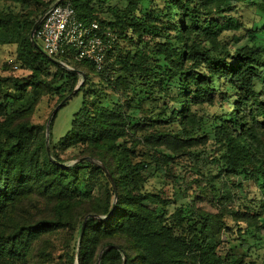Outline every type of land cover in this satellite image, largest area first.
Wrapping results in <instances>:
<instances>
[{
	"label": "trees",
	"instance_id": "16d2710c",
	"mask_svg": "<svg viewBox=\"0 0 264 264\" xmlns=\"http://www.w3.org/2000/svg\"><path fill=\"white\" fill-rule=\"evenodd\" d=\"M2 1L23 7L41 2ZM72 1L80 20H98L119 33L103 73L97 74L90 67L82 69L79 64L73 67L83 77L46 56L36 36L40 49L31 41L36 22H41L59 0L39 15L32 11L0 12V46L16 45L18 62L31 72L22 79L0 74V264H55L50 236L70 229L80 237L88 216L79 250L68 251L62 264H256L246 262L244 255L222 257L218 249L220 234L227 227L225 214L233 216L240 234L250 228L264 232V44L259 41L264 34V0H160L166 8L157 19L169 32L151 18L127 14L103 20L93 6L94 0ZM250 7L258 8L260 18L246 28L239 13ZM241 30L252 44L231 55L228 44L220 38ZM235 39L239 43L242 37ZM135 40L139 51L125 53L123 44L132 45ZM51 68L56 71L48 80L43 74ZM90 74L105 79L115 91L126 92L132 88L130 79L138 77L148 85L149 99L161 101L156 123L165 118L171 128L146 132L129 145L130 127L141 131V119L127 113L130 106L117 102L90 107L84 93L82 108L61 141L69 147L85 146V156L93 160L84 161L90 169L89 184L101 176L106 179L100 195L86 201L75 196L81 163L65 165L51 145L49 155L46 126L34 124L32 116L41 95L51 93L64 80L70 94L82 76L85 82L78 95ZM7 83L23 91L12 104L2 92ZM216 94L222 112L213 116L211 134L218 157L210 162L203 158L196 167L220 166L219 176L254 181L260 197L250 200L251 206L246 208L250 216L225 207L212 214L194 204L189 215L187 207L169 214V201L142 191L153 175L147 173L148 168L163 171L180 155L199 158L192 149L206 144L208 136H196L203 128L193 107L215 104ZM56 116L50 125V140ZM140 144L155 151L164 148L171 154L157 151L151 162H136ZM102 166L113 176L116 190ZM40 200L45 201V212L36 209ZM110 245L116 248L108 249Z\"/></svg>",
	"mask_w": 264,
	"mask_h": 264
},
{
	"label": "rangeland",
	"instance_id": "374dc122",
	"mask_svg": "<svg viewBox=\"0 0 264 264\" xmlns=\"http://www.w3.org/2000/svg\"><path fill=\"white\" fill-rule=\"evenodd\" d=\"M40 1L39 3L32 2L23 7L20 4L0 0V12L26 14L32 11L35 12L36 15H39L57 2V0ZM93 6L103 20H114L117 15L123 16L128 14L148 20L151 18L159 27L163 28L164 31L167 30L165 23L157 19L162 16L163 10L166 8L164 3L160 0H94ZM259 14L258 8L256 7L244 8L239 13L240 21L246 28H251L253 21H258L260 18ZM34 19L39 20V17L37 18V16H35ZM238 37H242L239 43L236 42L235 39ZM157 39L162 40L161 37H157ZM220 39L228 44L231 55H233L238 48L252 44L251 39L246 37L245 30L227 32ZM259 39V41L264 44V34H262ZM144 40L149 41L150 38L145 37ZM137 43L138 41L136 40L132 45L128 42L124 43L123 47L125 46V53L128 51H131L133 54L138 52L139 50L136 47ZM39 45L42 47L41 42H39ZM69 65L75 67L78 63L69 62ZM79 66L82 69L89 70L88 64L83 63L79 64ZM55 71V68H51L50 71H44L43 75L46 79L51 80ZM0 74L4 77L12 76L20 79L27 78L31 75V72L18 62L16 45L0 46ZM130 80L132 88H130L129 91H115L105 79L98 75L90 74L84 91L78 95L75 94L57 112L51 130L52 137L51 140L49 139V146L51 145L59 157L66 162L65 165L73 166L81 163L80 183L75 195L81 200L91 201L99 196L102 186L106 182L105 177L101 176L97 180L92 179V183L89 184L88 180L91 175L90 169L84 161L88 159L93 162V160L85 156V146L69 147L67 146V142L61 141L70 131L74 115L82 108L84 93L88 94L90 107L97 104L113 106V104L117 102L122 103L125 107L130 106L127 113L134 118L141 119V131L139 132L130 127V138L127 139L129 145L133 144L137 138H140L146 132L165 131L171 128V126L165 122L167 120L165 118L162 119L160 123H156L157 118H159L157 114L162 111V105L159 109L158 105L161 101L155 102L149 99L150 95H148L147 92L148 85L143 84L138 77H133ZM66 82L67 81L64 80L55 85L51 93L41 95L32 116V122L34 124L47 126L54 110L62 103V97L69 93V87ZM84 82L85 80L81 76L78 86L81 87ZM2 92L9 96L11 104L14 103L16 99L23 96L21 88L15 87L12 83L5 84ZM29 92H33V89H30ZM70 94H68V96ZM214 98L215 104L193 107V111L201 119L203 128V131L196 136H203L205 134L208 136L206 144L192 149L196 155H199V158H192L191 160L185 155H180L177 157L175 156L170 166L164 167L163 171L154 172L151 168H148L147 173L153 175L150 176L143 185L142 191L145 193L158 194L163 199L169 201V214H173L179 207H187V215H189V213L191 214L192 209L194 211L195 208L202 209L212 214H218L225 207L228 211H240L242 214L245 212L247 216H250L252 214L246 209L251 206L250 200L260 197L258 185L254 181H248L243 177L234 175L223 174L219 176L221 170L220 166L207 165V167L201 166L200 169L196 167V163L203 158H207L208 162H210L218 157V148L214 144L211 134L213 127L212 118L215 114H221L222 111L219 107V95L216 94ZM135 132L137 133L135 134ZM136 150L139 155L136 162H151L157 151L171 154L164 148H157L155 151L144 144L138 145ZM192 204H194L195 208ZM36 206V209L40 208L42 212H45L44 200L38 201ZM225 215L224 223L227 227L223 233L220 234L222 244L218 249L219 254L225 258L228 257V255H244L246 262L249 263L254 261L256 264H261L264 258V232L261 233L258 232L256 228H250L247 233L242 231L240 234L233 216L230 213ZM50 240V253L53 256L55 264H62V259L66 257L68 251L71 253L75 252L77 247L79 250V232H73L70 229L58 231L50 236Z\"/></svg>",
	"mask_w": 264,
	"mask_h": 264
},
{
	"label": "built area",
	"instance_id": "2783aa9c",
	"mask_svg": "<svg viewBox=\"0 0 264 264\" xmlns=\"http://www.w3.org/2000/svg\"><path fill=\"white\" fill-rule=\"evenodd\" d=\"M35 36L46 56L66 69L74 70L69 62L85 63L97 74L105 71L119 42V33L113 28L98 20H80L72 0H59L45 15Z\"/></svg>",
	"mask_w": 264,
	"mask_h": 264
},
{
	"label": "water",
	"instance_id": "95a60500",
	"mask_svg": "<svg viewBox=\"0 0 264 264\" xmlns=\"http://www.w3.org/2000/svg\"><path fill=\"white\" fill-rule=\"evenodd\" d=\"M40 21H38V22H36V24L34 25V27H33V29H32V31H31V34H30V36H31V41L35 44V46L37 47V48H39L40 49V46L35 42V33H36V31H37V29H38V27H39V25H40ZM73 72H75V73H80L83 77H84V75L80 72V71H76V70H73ZM79 89H80V86H78L75 90H74V92L72 93V94H70L68 97H66L63 101H62V103L61 104H59L58 106H57V108L54 110V112H53V114H52V117L50 118V120H49V122H48V124H47V126H46V140H47V151H48V154L50 155V147H49V139H50V136H49V133H50V124H51V122H52V119H53V116L62 108V106L64 105V104H66L78 91H79ZM102 169L104 170V172L106 173V175L108 176V178L111 180V182H112V184H113V187H114V189L116 190V185H115V181H114V179H113V176L110 174V172L107 170V168L105 167V166H102ZM117 197V196H116ZM114 208H115V206H114ZM114 208H113V210H114ZM113 213V211L109 214V216L108 217H110L111 216V214ZM89 217V216H88ZM88 217L85 219V221H84V223H83V225H82V229H81V234H80V240H79V247H80V244H81V241H82V239H83V236H84V233H85V230H86V226H87V219H88ZM112 248H116L115 246H113V245H110L109 247H108V249H112Z\"/></svg>",
	"mask_w": 264,
	"mask_h": 264
}]
</instances>
